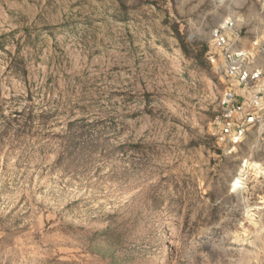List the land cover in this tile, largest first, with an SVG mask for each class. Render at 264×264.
<instances>
[{"label": "rangeland", "instance_id": "374dc122", "mask_svg": "<svg viewBox=\"0 0 264 264\" xmlns=\"http://www.w3.org/2000/svg\"><path fill=\"white\" fill-rule=\"evenodd\" d=\"M228 23L264 85V0H0V264H264V134L214 126Z\"/></svg>", "mask_w": 264, "mask_h": 264}, {"label": "built area", "instance_id": "2783aa9c", "mask_svg": "<svg viewBox=\"0 0 264 264\" xmlns=\"http://www.w3.org/2000/svg\"><path fill=\"white\" fill-rule=\"evenodd\" d=\"M216 32V46L223 51L222 57L233 87L228 89L221 102V111L214 126L220 145L232 153L246 143L254 132L264 134V85L261 82L263 72L251 70L243 63V57L249 59L245 51L234 48L240 36L230 41L226 30L229 23Z\"/></svg>", "mask_w": 264, "mask_h": 264}, {"label": "bare ground", "instance_id": "6f19581e", "mask_svg": "<svg viewBox=\"0 0 264 264\" xmlns=\"http://www.w3.org/2000/svg\"><path fill=\"white\" fill-rule=\"evenodd\" d=\"M246 54V53H245ZM246 55H248V54H246Z\"/></svg>", "mask_w": 264, "mask_h": 264}]
</instances>
